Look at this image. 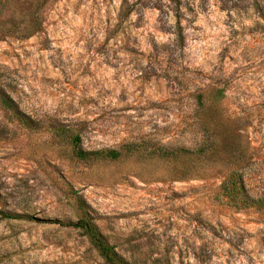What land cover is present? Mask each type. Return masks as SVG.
<instances>
[{
  "label": "rangeland",
  "instance_id": "374dc122",
  "mask_svg": "<svg viewBox=\"0 0 264 264\" xmlns=\"http://www.w3.org/2000/svg\"><path fill=\"white\" fill-rule=\"evenodd\" d=\"M242 6L50 0L42 31L0 38V92L33 128L0 106V209L22 216L0 215V264H105L66 224L73 191L133 264H264V210L214 199L232 163L264 196V18ZM56 126L84 150L214 145L229 165L181 176L133 155L85 162Z\"/></svg>",
  "mask_w": 264,
  "mask_h": 264
},
{
  "label": "trees",
  "instance_id": "16d2710c",
  "mask_svg": "<svg viewBox=\"0 0 264 264\" xmlns=\"http://www.w3.org/2000/svg\"><path fill=\"white\" fill-rule=\"evenodd\" d=\"M49 2L50 0H0V38L9 36L25 39L42 31L44 10ZM245 4H248V7L253 10L252 13L257 15L258 18H264V0H241V12L245 9L242 6ZM247 13L249 14L250 12ZM218 92L222 94V91ZM0 106L10 112L20 126L33 129L29 119L25 117L9 94L0 92ZM51 131L56 137L61 139L65 135L68 136L73 144V155L85 162L98 160L118 161L123 157L133 155L143 162L164 163L173 166V172L181 176H200L201 173H207L211 169L216 168L217 165H229L228 163L225 164L215 160L218 156V151H216V146L214 145L190 149L163 145L147 147L139 143H129L123 145L120 149L84 150L80 145V137L71 134L68 128L56 126ZM245 141L241 134V169L249 163ZM238 150L236 148L232 153L236 154ZM230 165L229 170L223 176L218 192L214 195V199L237 209L255 208L264 210V196H252L247 190L243 174L239 171L240 165L233 163ZM191 172L196 173L193 174ZM72 194L79 216L75 222H67L66 224L79 230L87 237L105 264H133L121 256L101 232L88 210L86 201L77 192L73 191ZM0 215L6 219H19L22 217L19 214L6 212L1 209Z\"/></svg>",
  "mask_w": 264,
  "mask_h": 264
}]
</instances>
